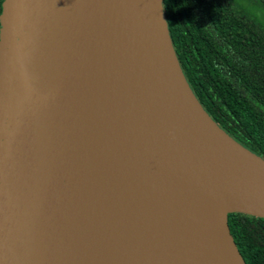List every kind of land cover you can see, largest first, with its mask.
Returning a JSON list of instances; mask_svg holds the SVG:
<instances>
[{"label":"water","instance_id":"95a60500","mask_svg":"<svg viewBox=\"0 0 264 264\" xmlns=\"http://www.w3.org/2000/svg\"><path fill=\"white\" fill-rule=\"evenodd\" d=\"M174 87H181L205 125L182 109L184 99ZM204 126L264 164L227 135L191 92L161 0H2L0 264H94L87 246L93 238L91 194L119 165L137 172L142 185L135 182L134 188L144 196L162 189L163 195L154 192L161 206L175 207L158 182L183 169L207 198L231 204L223 215V234L239 264H245L226 214L264 218V195L232 179L228 164L214 159L216 152L200 150L196 138H213ZM123 136L132 141L126 150L134 159L126 166L108 164L105 156H114L111 145H123ZM104 148L107 155L96 161L95 153ZM166 160L175 170L162 163ZM99 162L102 171L96 173Z\"/></svg>","mask_w":264,"mask_h":264},{"label":"trees","instance_id":"16d2710c","mask_svg":"<svg viewBox=\"0 0 264 264\" xmlns=\"http://www.w3.org/2000/svg\"><path fill=\"white\" fill-rule=\"evenodd\" d=\"M161 3L191 92L227 135L264 159V0ZM226 221L245 264H264V218L228 212Z\"/></svg>","mask_w":264,"mask_h":264},{"label":"bare ground","instance_id":"6f19581e","mask_svg":"<svg viewBox=\"0 0 264 264\" xmlns=\"http://www.w3.org/2000/svg\"><path fill=\"white\" fill-rule=\"evenodd\" d=\"M174 88L177 94H180L184 99L182 109L198 119L200 125H205L197 110L189 105L181 87ZM129 118L134 119L132 116ZM204 128L207 133L213 135V138L209 136V140L206 137L203 140H199L200 137L196 138L200 150L204 154L216 152L214 159L228 164L232 179L264 195V164L239 150L211 127L204 126ZM123 129H128L127 125H123ZM196 133L199 134L197 131ZM119 139L122 140L123 145L116 146V143L111 145L114 156H105L106 162L110 161L108 164L113 162L112 164L118 165L117 162L120 161L121 165H125L126 161L135 157L126 150L132 141L124 136ZM104 147L107 148L106 145ZM105 148L97 150L98 153L94 155L96 161L104 156ZM158 152L162 151L158 149ZM162 163L173 169L176 167L170 160ZM183 170L184 172L179 171L178 174L173 173L174 178L158 182L165 185L167 193L172 195L171 202L176 207L173 210L176 217L169 218L166 215L162 217V221H160L162 224H158L157 234L160 236L157 237V240L154 236L157 220L152 219V216H149L150 213L143 217H140L139 214L143 208L137 204H140L141 199L146 195L144 196L139 187L134 188V186L142 185V179L137 177L136 182L137 172L131 170L134 173H129L130 171H126L120 165L109 169V176L95 185V187L99 186L90 198L92 205L89 214L92 217L90 225L93 238L89 239L87 246L91 249L92 257L94 256L93 260L96 262L94 264L113 263V254L116 251L113 247L114 244L118 242V239L121 243V240L129 236V233L134 234L135 238L137 235L140 236V239H144L145 242L136 243L138 245L136 247L134 244L129 245L125 242L120 248H117V253L123 258H120L121 264H126V262L129 264H176L177 256L181 259L180 264H239L223 234L224 212L233 206L216 196L207 198L203 195L205 191L198 187L197 179L187 170ZM99 171H102L100 162L97 165L96 173ZM125 172L127 177L129 176L127 180L124 176ZM132 176L134 177L131 178ZM151 179L154 178L151 177ZM135 182L136 184H134ZM203 187H207V183L204 182ZM167 201L169 202V200H164L165 203H168ZM147 208L150 210L149 207ZM168 219L171 221L166 224ZM152 238L156 239L154 244L151 242ZM166 241L167 245L164 243ZM172 248H174L173 251ZM168 250L171 251L172 256L168 254V257L171 258L166 263L161 259V256L164 251ZM129 256L132 257L130 261L127 260Z\"/></svg>","mask_w":264,"mask_h":264},{"label":"rangeland","instance_id":"374dc122","mask_svg":"<svg viewBox=\"0 0 264 264\" xmlns=\"http://www.w3.org/2000/svg\"><path fill=\"white\" fill-rule=\"evenodd\" d=\"M159 190V193H161L162 195L163 194H165V193H163V191H162V189L160 190L159 189V187L157 188V187H155V191H158ZM155 191H150L151 193H153V197L152 198H150V196H148V195H146V197L145 198H143V200L141 201L142 202V204H141V207H143V210H141L142 212H143V214L141 213V215H140V217H143V215L145 216V215H147L149 212H151V213H153V214H151V216H152V219H156L157 220V228H156V230L154 231V236H155V238L157 239V237H159L160 235H158L157 234V231H159V229H158V224L160 225V224H162V223H160V220L162 219V217H163V213H165V215L166 216H168L169 218H175L176 217V215H174V211L173 210H175L176 209V207H173V206H171V205H164V206H161V205H159L157 202H156V200H154V199H156V196H154V192ZM156 193V192H155ZM148 203V205L146 204L145 205V203ZM147 206H150L151 207V209L152 210H149L148 208H147ZM166 211V212H165ZM140 214V213H139ZM150 216V215H149ZM167 223H169V221L167 222ZM163 226H165L164 224H163ZM166 227V226H165ZM130 232V231H129ZM134 234H132V233H129V236H126L124 239H122L121 240V243L119 242V239H118V242L117 243H115L114 244V248H115V254H113V263H110V262H108V263H106V264H121V262H122V260L121 259H123V258H121V256L117 253L118 252V250H117V248H120L121 246H122V244L123 243H128L129 245H132V244H134V247H136V246H138V245H136V241H135V239H138L139 240V237L140 236H136V238L133 236ZM154 238V239H155ZM158 240V239H157ZM174 250V249H173ZM169 256H172V253L170 252V254H169ZM121 258V259H120ZM131 256H129L128 258H127V260H131ZM167 260H169V258H168V254H167V252L165 253V262L167 261ZM91 261H93V260H91ZM180 261H181V259H180V257L179 256H177V258H176V264H180ZM89 263H90V261H89ZM87 261H84V264H89ZM96 263V262H95ZM124 263H125V260H124ZM126 264H129L128 262H126ZM183 264V263H182Z\"/></svg>","mask_w":264,"mask_h":264}]
</instances>
